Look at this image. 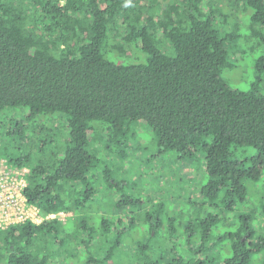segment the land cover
<instances>
[{"label":"trees","instance_id":"16d2710c","mask_svg":"<svg viewBox=\"0 0 264 264\" xmlns=\"http://www.w3.org/2000/svg\"><path fill=\"white\" fill-rule=\"evenodd\" d=\"M239 12L251 14L247 33ZM249 51L260 52L257 77L238 90L223 72ZM263 77L264 0H0V159L30 169L25 193L43 214H72L100 180L121 187L124 142L144 124L160 154L188 164L180 178L201 184L191 211L209 209L198 226L168 218V244L189 246L168 264L217 262L210 247L226 237L222 264H264L255 212L224 216L264 176ZM161 226L138 246L139 264L152 262ZM100 229L68 233L59 219L0 228V264H51L70 245L101 264L115 249L103 253L111 234Z\"/></svg>","mask_w":264,"mask_h":264},{"label":"rangeland","instance_id":"374dc122","mask_svg":"<svg viewBox=\"0 0 264 264\" xmlns=\"http://www.w3.org/2000/svg\"><path fill=\"white\" fill-rule=\"evenodd\" d=\"M239 15L236 19L239 31L247 33L250 31L251 14L239 12ZM259 56L260 52L249 51L234 68L223 72V76L233 88L238 90L251 88L257 77V58ZM261 90L264 92V77ZM131 128H133L131 133H135L137 137L133 136L129 141L124 142L128 148L127 157L124 164L122 163L121 170H118L114 177L116 179L117 176L120 179L121 187L114 188L107 180H100L95 183L97 185V188L94 189L96 193L86 203V206L81 210H74L67 218L59 219V222L68 233H75V230L82 224L94 228L97 232H100L102 227L107 228L111 235L104 237L106 250L103 253L106 254L112 247L115 250L109 260L101 264H139L138 246L141 242L149 240L148 233L151 225L161 219L162 226L158 229V235L151 239L153 241L151 245L156 248L157 252L153 251V254H150L152 262L149 263L168 264L175 253L177 256L179 254L188 256L187 249L189 247L178 245V243L172 244V246L168 244L170 228L168 218L172 214L181 213L177 217L178 220L189 221L198 226L209 209L191 211L189 201L198 198L200 195L198 189L201 184L196 187L185 181L188 172L185 166L188 164L185 161L180 163L181 161L178 162L171 157L170 154L174 152L160 154L152 144L156 138L155 133L148 126L139 123L133 124ZM176 155L174 156L176 157ZM175 170L179 173L176 174ZM180 175L185 176V180H182L183 177L180 178ZM199 177L200 175H197V178ZM249 190L247 204L234 209V212L225 213L224 216L235 223L243 212L253 211L255 212V226L259 233L263 234L264 212H262L261 206L264 198V176L259 181L249 183ZM160 208L163 210L159 213L160 215H156V211ZM222 229L217 230L216 233L222 234L229 227ZM197 230L195 229V234H199ZM80 237L85 238V234ZM51 238L52 236H49V239ZM196 239L198 238L196 237ZM217 240L219 243L210 248L212 254L218 256L219 260L209 264H222L223 259L230 255V252L224 254L222 250V247L230 242L229 237H226V240L222 242L220 239ZM164 248L166 254L162 255ZM67 250L65 254L59 253L58 256L53 257L55 261L51 264L85 263L87 254L84 251L79 254L72 245L68 246ZM157 257H162V259H159V262H154ZM249 264H261V262L255 257L254 261Z\"/></svg>","mask_w":264,"mask_h":264},{"label":"built area","instance_id":"2783aa9c","mask_svg":"<svg viewBox=\"0 0 264 264\" xmlns=\"http://www.w3.org/2000/svg\"><path fill=\"white\" fill-rule=\"evenodd\" d=\"M29 171L28 167H14L6 159H0L1 229L26 221L40 224L46 220L65 219L69 216L65 212L43 214L38 206L29 201L25 193Z\"/></svg>","mask_w":264,"mask_h":264}]
</instances>
